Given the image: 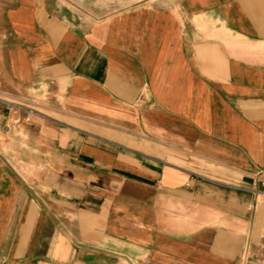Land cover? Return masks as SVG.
<instances>
[{
	"label": "crops",
	"instance_id": "crops-1",
	"mask_svg": "<svg viewBox=\"0 0 264 264\" xmlns=\"http://www.w3.org/2000/svg\"><path fill=\"white\" fill-rule=\"evenodd\" d=\"M263 168L264 0H0V264H264Z\"/></svg>",
	"mask_w": 264,
	"mask_h": 264
},
{
	"label": "built area",
	"instance_id": "built-area-1",
	"mask_svg": "<svg viewBox=\"0 0 264 264\" xmlns=\"http://www.w3.org/2000/svg\"><path fill=\"white\" fill-rule=\"evenodd\" d=\"M13 107H15V105H13ZM25 112H26L27 119H28V117L33 116V115L36 114V111L33 108H27V109H25ZM254 178H255V181H256V187L250 188V189L247 188V190L264 194V168L258 170L254 174Z\"/></svg>",
	"mask_w": 264,
	"mask_h": 264
}]
</instances>
